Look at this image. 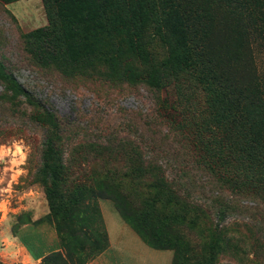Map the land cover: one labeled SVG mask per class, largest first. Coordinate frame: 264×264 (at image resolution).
Segmentation results:
<instances>
[{"label": "rangeland", "instance_id": "374dc122", "mask_svg": "<svg viewBox=\"0 0 264 264\" xmlns=\"http://www.w3.org/2000/svg\"><path fill=\"white\" fill-rule=\"evenodd\" d=\"M46 24L42 0H0V60L29 94L14 91L0 71V264H40L59 249L54 226L35 222L49 212L52 191L64 204L100 192L130 197L168 239L195 247L199 262L193 264H264V170H239L250 165L235 158L216 165L219 173L204 165L192 122L207 121L210 109L197 81L184 73L178 85L156 93L132 80L141 66L124 46L118 69L127 78L107 74L109 67L79 65L68 72L40 66L25 40ZM155 47L161 57L163 47ZM253 53L263 82L264 56ZM31 99L45 105L51 120ZM52 116L63 132L57 153L49 156ZM213 131L229 145L220 129ZM231 142L226 151L243 141ZM259 142L264 146V138ZM46 165L62 171L59 180L46 179ZM167 198L178 204L166 205ZM97 203L108 247L91 264L171 263L173 251L147 246L112 200Z\"/></svg>", "mask_w": 264, "mask_h": 264}, {"label": "trees", "instance_id": "16d2710c", "mask_svg": "<svg viewBox=\"0 0 264 264\" xmlns=\"http://www.w3.org/2000/svg\"><path fill=\"white\" fill-rule=\"evenodd\" d=\"M42 1L47 24L25 40L27 53L36 64L68 72L79 65L109 67L107 74L127 78L118 69L119 50L124 46L141 66L132 80L156 93L178 85L182 75L188 73L206 93L210 109L207 121L192 122L194 144L204 165L219 173L216 165H229L235 158L250 165L239 170H264V164H259L264 159V146L259 142L264 138V81L257 78L253 55L258 51L264 56V1L261 6L255 0ZM97 44L100 51L95 54ZM155 44L164 49L161 57ZM0 71L10 78L14 91L29 95L2 60ZM30 103L42 107L51 120L44 104L33 99ZM52 117L45 142L49 156L57 153L56 142L63 132L61 122ZM214 129L223 132L229 145L224 144L222 136L214 137ZM232 139L243 142L233 143L226 151ZM256 163L258 166H254ZM43 171L51 182L59 180L62 172L50 165ZM100 198L113 201L122 220L147 246L172 250L170 264L199 262L194 258L195 247L168 239L151 221L147 209L130 197L100 192L64 204L62 196L52 191L48 194L49 212L35 222L54 226L59 249L43 255L40 264H87L108 247L97 203ZM170 202L178 204L175 198H167L166 205ZM150 207L154 211L153 204Z\"/></svg>", "mask_w": 264, "mask_h": 264}, {"label": "crops", "instance_id": "0c3cea01", "mask_svg": "<svg viewBox=\"0 0 264 264\" xmlns=\"http://www.w3.org/2000/svg\"><path fill=\"white\" fill-rule=\"evenodd\" d=\"M31 253H32V252H31ZM33 254H34V253H33ZM40 255H41V254H39V256H40ZM98 257H99V255H98ZM98 259H99V258H98ZM98 259H97V261H96V259H94V260L92 259L89 263L91 264L93 261H94V262H98ZM170 262H171V261H170ZM89 263H88V264H89ZM169 264H170V263H169Z\"/></svg>", "mask_w": 264, "mask_h": 264}]
</instances>
